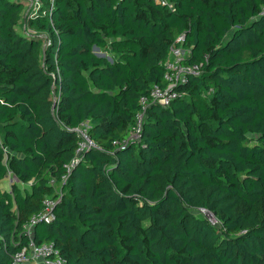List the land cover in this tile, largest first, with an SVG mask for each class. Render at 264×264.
Returning <instances> with one entry per match:
<instances>
[{
	"label": "trees",
	"instance_id": "trees-1",
	"mask_svg": "<svg viewBox=\"0 0 264 264\" xmlns=\"http://www.w3.org/2000/svg\"><path fill=\"white\" fill-rule=\"evenodd\" d=\"M23 3L0 0V180L32 183L0 190V264L31 240L24 226L56 196L84 122L97 148L36 244L67 264H264V0ZM180 36L201 74L125 143Z\"/></svg>",
	"mask_w": 264,
	"mask_h": 264
},
{
	"label": "built area",
	"instance_id": "built-area-1",
	"mask_svg": "<svg viewBox=\"0 0 264 264\" xmlns=\"http://www.w3.org/2000/svg\"><path fill=\"white\" fill-rule=\"evenodd\" d=\"M38 4L39 3L35 6ZM170 8L173 9L172 5H170ZM260 16H264V6L261 8ZM183 41L184 36H180L175 41V44L170 48L167 59L163 63L165 69L163 85H154L147 95L140 97V108L135 115V123L130 129L129 137L125 143H128L129 141L135 142L140 138L145 114L151 104L163 108L169 107L176 99L186 95V93L181 90L182 87L186 86L192 77L201 74L202 64H192L186 61L189 55L181 46ZM52 77L54 79L60 78L59 72L57 75L53 74ZM89 129L90 126L88 122H84L73 130L79 137L76 158L71 165L67 167V172L65 174L60 178L51 179L50 184L57 188L56 196L60 194V186L67 181L73 165L79 162L87 150L97 148V144L90 137ZM13 181L18 182V179L14 177L12 182ZM31 183L32 182L29 184ZM56 196L46 197L43 200V209L32 216V218L25 224V231L29 234L31 240L13 256V264H67L66 259L60 254V251L53 243L36 244L32 239L33 228L38 222H51L55 219L54 207L59 201V198H56ZM204 216L211 225L220 227V222L212 213L204 212Z\"/></svg>",
	"mask_w": 264,
	"mask_h": 264
},
{
	"label": "rangeland",
	"instance_id": "rangeland-1",
	"mask_svg": "<svg viewBox=\"0 0 264 264\" xmlns=\"http://www.w3.org/2000/svg\"><path fill=\"white\" fill-rule=\"evenodd\" d=\"M31 1V4H30ZM39 3V0H24V7H23V14L26 13L28 6L31 8H34V6ZM94 54H99V55H104L106 58H109V60L111 59V56L109 53L105 52L104 50H98L95 49L93 50ZM12 180H14V177H12ZM15 182V181H13ZM16 183V182H15ZM17 186L21 189V190H25L27 189L28 191L30 190L29 184H21V183H17ZM0 188L5 189V190H9L10 189V182L9 180H6L5 182H1L0 183ZM12 190V189H11ZM202 215L204 216V212L202 213Z\"/></svg>",
	"mask_w": 264,
	"mask_h": 264
},
{
	"label": "crops",
	"instance_id": "crops-1",
	"mask_svg": "<svg viewBox=\"0 0 264 264\" xmlns=\"http://www.w3.org/2000/svg\"><path fill=\"white\" fill-rule=\"evenodd\" d=\"M12 177H14V175L12 174V173H9L4 179H2V180H0V183L1 182H5L6 180H9V182H10V189L8 190V191H12L11 189H12V187H13V185L14 184H16L17 185V183H19V182H17V183H14L13 184V182H12ZM0 190L1 191H5V189H2V188H0ZM7 191V190H6Z\"/></svg>",
	"mask_w": 264,
	"mask_h": 264
},
{
	"label": "water",
	"instance_id": "water-1",
	"mask_svg": "<svg viewBox=\"0 0 264 264\" xmlns=\"http://www.w3.org/2000/svg\"><path fill=\"white\" fill-rule=\"evenodd\" d=\"M94 49H98V48H97V47H94ZM98 56L102 57V56H104V55H98Z\"/></svg>",
	"mask_w": 264,
	"mask_h": 264
}]
</instances>
